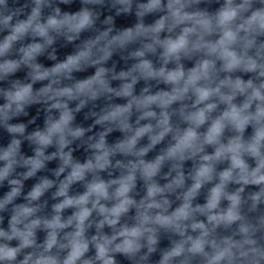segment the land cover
Wrapping results in <instances>:
<instances>
[{
  "label": "clouds",
  "instance_id": "1",
  "mask_svg": "<svg viewBox=\"0 0 264 264\" xmlns=\"http://www.w3.org/2000/svg\"><path fill=\"white\" fill-rule=\"evenodd\" d=\"M0 264H264V0H0Z\"/></svg>",
  "mask_w": 264,
  "mask_h": 264
}]
</instances>
